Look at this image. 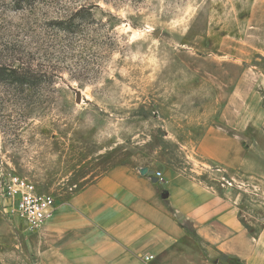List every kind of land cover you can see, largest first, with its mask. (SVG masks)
I'll list each match as a JSON object with an SVG mask.
<instances>
[{"label":"rangeland","instance_id":"rangeland-1","mask_svg":"<svg viewBox=\"0 0 264 264\" xmlns=\"http://www.w3.org/2000/svg\"><path fill=\"white\" fill-rule=\"evenodd\" d=\"M15 6L0 0V65L43 77L25 91L0 83V184L17 177L60 206L114 167L170 169L220 195L240 193L243 221L264 226V136L241 138L246 173L200 149L238 78L231 55L254 0ZM17 221L0 214V264H34L31 231Z\"/></svg>","mask_w":264,"mask_h":264},{"label":"crops","instance_id":"crops-1","mask_svg":"<svg viewBox=\"0 0 264 264\" xmlns=\"http://www.w3.org/2000/svg\"><path fill=\"white\" fill-rule=\"evenodd\" d=\"M247 26L231 55L235 86L200 145L210 160L245 173L241 138L264 136V0H254ZM241 197L170 169L154 182L130 166L114 167L31 231L29 255L34 264H264V226L243 221Z\"/></svg>","mask_w":264,"mask_h":264},{"label":"built area","instance_id":"built-area-1","mask_svg":"<svg viewBox=\"0 0 264 264\" xmlns=\"http://www.w3.org/2000/svg\"><path fill=\"white\" fill-rule=\"evenodd\" d=\"M154 177L161 180L159 172H155ZM58 207L52 196L39 192L32 183L17 177L0 184V214L21 221L28 231L37 230L52 218Z\"/></svg>","mask_w":264,"mask_h":264},{"label":"trees","instance_id":"trees-1","mask_svg":"<svg viewBox=\"0 0 264 264\" xmlns=\"http://www.w3.org/2000/svg\"><path fill=\"white\" fill-rule=\"evenodd\" d=\"M36 0H14L15 7L18 10H21L25 7L31 6L34 4ZM83 19V16H75L74 19ZM64 22V21H63ZM64 27L62 30L67 31L69 29V22L63 23ZM43 75H39L38 73H34L31 69L23 64L14 67L3 66L0 65V83H8L9 85H14L16 87H20L23 91L30 90L42 82ZM45 78V76H44ZM230 264H237L236 260L228 259Z\"/></svg>","mask_w":264,"mask_h":264},{"label":"water","instance_id":"water-1","mask_svg":"<svg viewBox=\"0 0 264 264\" xmlns=\"http://www.w3.org/2000/svg\"><path fill=\"white\" fill-rule=\"evenodd\" d=\"M140 173L142 175H147V176L151 177L152 181H154V182H156L158 180L156 177L153 176L154 172H152V171H148L146 169H141Z\"/></svg>","mask_w":264,"mask_h":264}]
</instances>
